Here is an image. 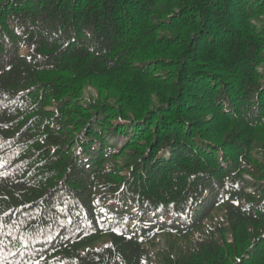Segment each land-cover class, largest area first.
I'll use <instances>...</instances> for the list:
<instances>
[{"label": "trees", "instance_id": "trees-1", "mask_svg": "<svg viewBox=\"0 0 264 264\" xmlns=\"http://www.w3.org/2000/svg\"><path fill=\"white\" fill-rule=\"evenodd\" d=\"M0 264H264V0H0Z\"/></svg>", "mask_w": 264, "mask_h": 264}, {"label": "rangeland", "instance_id": "rangeland-1", "mask_svg": "<svg viewBox=\"0 0 264 264\" xmlns=\"http://www.w3.org/2000/svg\"><path fill=\"white\" fill-rule=\"evenodd\" d=\"M88 91L91 92V94H92L93 96L96 94L95 91H94L93 89H91V88H89Z\"/></svg>", "mask_w": 264, "mask_h": 264}]
</instances>
